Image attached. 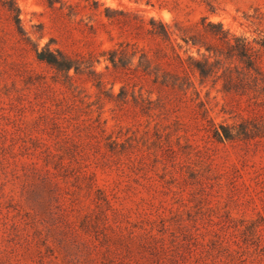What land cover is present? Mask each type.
<instances>
[{
  "label": "rangeland",
  "instance_id": "obj_1",
  "mask_svg": "<svg viewBox=\"0 0 264 264\" xmlns=\"http://www.w3.org/2000/svg\"><path fill=\"white\" fill-rule=\"evenodd\" d=\"M15 1L24 34L0 3V264H264V80L227 92L196 74L181 91L104 54L153 56L152 16H207L257 45L264 0ZM36 46L93 60L103 88ZM212 122L251 136L218 141Z\"/></svg>",
  "mask_w": 264,
  "mask_h": 264
},
{
  "label": "trees",
  "instance_id": "obj_2",
  "mask_svg": "<svg viewBox=\"0 0 264 264\" xmlns=\"http://www.w3.org/2000/svg\"><path fill=\"white\" fill-rule=\"evenodd\" d=\"M6 8L21 34L24 30L21 25L20 8L15 0H0ZM109 8H106V12ZM106 16L111 17L109 13ZM146 33L159 39L154 48L153 56H149L136 43L120 42L117 48L104 52L106 59L115 69H127L138 75L147 76L152 83L187 91L194 87L191 75H198L200 83L212 79L214 82L223 80L224 91H238L243 76L251 75L254 80L260 76L264 80L261 66V52H264V35L255 39L254 45L244 36H238L223 27L221 22L209 21L202 16L194 24H188L175 18L172 23L160 18L150 17ZM193 48L199 56L193 54ZM202 48L205 51H202ZM39 60L47 62L67 80L72 79L70 70L75 74H87L94 80L98 89L103 88L102 72L94 68V61L83 63L82 60L72 57L65 51L45 46L35 47ZM138 61L134 63L135 57ZM84 64V66H83ZM134 65V66H133ZM239 67H242L240 69ZM126 88L122 86L118 99L126 101ZM107 95V94H106ZM111 98L112 94H108ZM135 98V95H134ZM212 136L218 141L245 139L251 136L248 127L241 124L237 127L229 124L212 122Z\"/></svg>",
  "mask_w": 264,
  "mask_h": 264
}]
</instances>
